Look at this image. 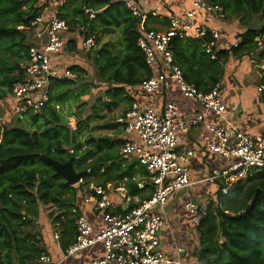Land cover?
I'll return each mask as SVG.
<instances>
[{
  "label": "trees",
  "instance_id": "1",
  "mask_svg": "<svg viewBox=\"0 0 264 264\" xmlns=\"http://www.w3.org/2000/svg\"><path fill=\"white\" fill-rule=\"evenodd\" d=\"M209 1L221 6L227 16L238 17L248 27L240 36L239 46L218 50L215 59L206 52V45L212 40L210 30L203 36L172 38L169 48L174 63L182 70L184 79L204 93L221 84L224 65L231 53L258 51L260 60H264V0ZM75 2L78 3L75 14L80 15L77 23L85 27L81 35L118 33L114 44L107 42L88 56L100 79L116 86L114 92L107 91L108 95L123 94L124 87L119 86L138 85L147 79L151 73L145 54L137 44V19L126 6L107 0ZM87 8L94 11L92 18V14L85 12ZM43 12L40 0H0V101L9 96L15 82L21 79L20 63L29 48L25 31L18 27L30 25ZM256 16L261 20L259 26L254 25ZM73 42L83 50L80 43L74 39ZM70 68L78 78L53 80L50 100L40 111L29 112L13 126L0 121V264H35L43 253L40 238L34 232V222L43 204H54L63 211L57 216L56 225L63 229L64 252L75 242L76 234L74 239L72 234L76 233V226L72 216L79 190L56 174L53 166L41 158L42 154L61 162L78 157L76 164H83L85 170L91 169L85 174L86 178L95 175L101 164L119 158L115 146L121 141L95 139L85 133L91 121L101 117V110L92 106V112L82 117L87 103L81 102V97L89 94L94 84L88 79L86 69L75 64ZM104 104L110 109V103ZM71 116L76 119V129L69 124ZM135 165L125 168L117 165L115 176L127 178L126 188L131 195L141 194V200L131 209L149 199L154 190L149 180L144 188L139 187L134 178ZM142 174L146 172L143 170ZM215 196L217 200L207 202L196 224L198 246L193 257L200 264H264V169L252 172L228 194L217 190Z\"/></svg>",
  "mask_w": 264,
  "mask_h": 264
},
{
  "label": "built area",
  "instance_id": "2",
  "mask_svg": "<svg viewBox=\"0 0 264 264\" xmlns=\"http://www.w3.org/2000/svg\"><path fill=\"white\" fill-rule=\"evenodd\" d=\"M62 6L67 0H58ZM122 2L137 19V44L145 54L146 64L151 75L140 83L142 91L156 96L163 91L167 81L176 82L185 97L196 99L203 107L200 113L181 115L175 102H166L158 109L144 106L138 101L132 103L125 115L117 118L124 127L125 141L121 149L124 155L132 156L143 166L154 187L149 199L142 201L126 213L113 210V202L101 186H92L84 191L80 188L82 200L92 210L103 214V224L98 229L82 213L75 215L76 238L64 252L65 257L73 256L96 244H102L103 256L93 264H186L187 251L176 245L173 252L164 251L163 228L173 232L164 212L160 211L175 193L188 189L196 183L191 176L190 162L196 150L181 145L180 134H187L193 126L203 125L213 136L207 149L226 158L228 163L214 168L203 180L218 186L225 195L240 181L246 180L252 172L264 169V136L241 130L225 117L226 104L222 96L221 84L210 92H200L188 83L182 70L174 63L169 43L174 37H188L191 32L203 36L206 29L199 26L195 17L199 11L206 15L225 18L226 13L219 5L209 0H192V8L184 16H174L169 20L165 31L146 28L147 13L139 5L140 0H107ZM94 16V11L86 9ZM25 31L31 42L26 57L20 63L21 79L15 82L8 98L13 101V109L23 118L29 112L40 111L50 100V85L53 80L77 79V73L68 64L58 60L67 45L68 22L58 16L57 11L44 20L38 17L28 26L18 27ZM212 40L206 45V52L216 58L220 44V32L210 30ZM83 50L98 47L96 36H83L80 40ZM239 42L235 43L238 46ZM264 86L259 89L263 91ZM221 117L223 122L215 124L206 120L207 113ZM198 181V182H199ZM84 183L82 178L77 187ZM217 200V198L215 199ZM185 210L194 214L198 222L205 207L198 201L186 200ZM59 238V234H55ZM37 264H56L51 254L43 252Z\"/></svg>",
  "mask_w": 264,
  "mask_h": 264
},
{
  "label": "crops",
  "instance_id": "3",
  "mask_svg": "<svg viewBox=\"0 0 264 264\" xmlns=\"http://www.w3.org/2000/svg\"><path fill=\"white\" fill-rule=\"evenodd\" d=\"M49 3H51V6H49ZM58 3V0H40V4L44 5L42 18L47 20L55 11H57L58 16H62L61 18L68 22L69 30L71 28L72 30L77 31V33L74 32L72 34L73 36H71L69 30L67 31V46L66 49L59 54L58 60H61L69 66L74 64L79 65L88 72V68L82 65V63H80L81 61L73 62L71 60L67 49L68 43L71 39L72 41L74 39L77 44L81 43L80 40L83 35H81L80 32L81 30L85 31V27H81L80 24L77 26L74 25L80 18V15L75 14V8L78 3L75 2V0H67L62 6H58ZM139 5L140 8L147 13L146 28L149 30L165 31L169 27V20L171 17H182L185 15L186 11L192 8V0H140ZM195 21L199 26L206 30L216 29L220 32L221 39L219 41L220 47L218 50H230L232 47H237L235 46V43L239 42L240 44V36L248 27L243 22H240L239 18L236 16L226 15L225 18H219L216 15H206L202 11L198 12ZM116 32H107L105 35H99L102 43L105 44L108 42L110 45L114 44L116 40H118V33ZM93 35L96 36L95 34ZM189 36L197 35L194 32H191ZM96 39L98 43L97 48H99L101 45L97 36ZM224 68L225 74L221 82V88L223 100L226 104L225 117L235 123L243 131L264 135V90L259 91L264 85H261L260 87L258 86V84H262V69L264 68V65L260 61L258 51L246 54L231 53ZM94 78V81L90 80L94 84L91 92L85 96H92V92H95L98 89L104 90L103 94L90 106V110L92 106L99 107L101 110V117L94 118L90 123V128L85 131V133L92 135L95 139L108 138L112 141H121L120 144L117 143L115 146V149L119 153V158L101 164L100 169L95 172V175L86 178L85 174L89 173L91 169L85 170L83 164L78 165L75 163V160H77L78 157H73L75 158V170L78 172H85L83 176L84 183L81 184L79 188L77 185L74 186L78 190L81 188L83 191L92 186L103 187L107 196L113 202L112 209L120 213H126L131 209V206L141 200V194L135 196L131 195L126 188L125 182L127 178L117 179L115 177L117 175V165L125 168L130 164L136 163L134 167V169H136L134 178L137 180L140 188H144L146 182L149 180L147 172L145 168L138 163L137 159L121 153L125 141V134L123 125L117 122V119L114 124L105 123L97 128L94 127V123H96L97 119H106L107 115L116 114L117 118L125 115L126 112L131 109L132 103L135 101H138L144 106H154L158 109L162 108L166 102H175L179 106V113L186 116L200 113L204 109L196 99L185 97L178 84L173 81H167L164 85L163 91L159 92L156 96L150 97L142 91L140 84L133 86H119L124 87V93L114 95L113 90L116 88L115 85L102 81L98 75V71L97 73L95 72ZM109 90L113 91L110 96L107 92ZM85 96L81 97V102H84L83 97ZM6 100L11 101L6 97L0 102L1 105H3L4 102L6 103ZM84 103H88V101H85ZM104 103H110V109L105 107ZM73 108H76V106H73ZM86 116L84 114L82 115L83 118ZM219 118L221 117H216L211 112L206 114V120L209 122H215ZM69 124L73 129H76V119L74 116L69 117ZM101 128L109 130L110 133L97 134L96 130ZM212 136L213 133L203 125L193 126L187 134H180L181 145H187L196 150L195 155L190 162L191 176L196 183L188 188L190 194L188 197L191 200L198 201L204 207H206V204L210 199H216L215 194L218 190V186L216 188L212 183L210 184L209 182L199 180H203V178H205L214 168L223 167L228 163L226 158L210 152L207 149V143L211 140ZM113 165H115V167ZM143 170L146 172L145 175L142 174ZM145 193H147V191H145ZM186 195L187 194H183L182 191V193L172 196L167 205L159 210L164 212L167 216L172 230L178 235L177 238L179 236L184 237L186 235H193L194 244L193 242L190 243L188 249L182 244V241L184 242L186 239L183 238L181 242L178 239L179 243H181L180 245L191 255L194 252V249L198 246V235L196 231L197 222L189 220V218L183 214V201H180V203L176 201L177 199L182 200L187 198ZM74 212L75 215L78 212L86 215L95 230L103 224V214L92 210L88 204H85L84 200H82L81 193H79L78 200H76V209H74ZM62 213L63 211L54 204H43L40 207V214L34 222V232L40 238L43 252L51 254L56 264H93L95 259L103 256L104 248L102 244H96L95 246L80 251L73 256L65 257L63 249L65 238L62 236L61 232L63 229L62 226L58 227L56 225L58 221L57 216H61ZM75 215L72 217L75 218ZM56 233L59 234V238L55 237ZM75 234V232L72 234L73 239L75 238ZM186 259L191 264H195L193 256L190 257V259L189 257H186ZM16 264L18 263L16 262ZM35 264H37V260L35 261Z\"/></svg>",
  "mask_w": 264,
  "mask_h": 264
},
{
  "label": "rangeland",
  "instance_id": "4",
  "mask_svg": "<svg viewBox=\"0 0 264 264\" xmlns=\"http://www.w3.org/2000/svg\"><path fill=\"white\" fill-rule=\"evenodd\" d=\"M50 2H52V1H50ZM50 4L51 3H49V6H51ZM254 22H255L254 23L255 26H259L260 23H261V20H260V18L258 16H256V17H254ZM78 24L79 23H76L74 25L77 26ZM69 31H70L71 36H73L72 34L74 32L77 33L76 30H72L71 28H70ZM98 39H99L100 45L102 46L103 43H102V41H101V39H100L99 36H98ZM71 40L69 41L68 47H67V49H68V55H70L71 60L73 62H80L81 61L80 63H82V65L86 66L88 68V70H89L88 71V74H89L88 75V79L94 81L95 80L94 75H95V72L97 73V71H96V69H94V68H96L94 66V63L92 61H89L88 60V56H89V54H92L93 55L94 52H95V50H80L78 46L76 47L74 45V42L73 41L71 42ZM30 42H31V38L28 37V43H30ZM260 61L264 65V60L263 61L260 60ZM91 64H93V65H91ZM91 78H93V79H91ZM261 85H264V84H258L259 87ZM103 92H104L103 89L102 90H99L98 89L97 91L92 92V96H89L88 95V96L83 97V101L84 102L85 101H88V103H87L88 106L86 107L87 109L85 110V113H84L85 116L91 113L90 106L95 103L96 99L99 96H101L103 94ZM0 106H1V119H0L1 123L4 124V125H7V126L16 125L17 122H18V119H20V117H18V115H16L15 112H14V109H13V101L12 100L11 101L6 100V103L4 102L3 105H1V103H0ZM116 119H117V115L116 114H111L109 116L107 115L106 119H104V120L97 119L96 123H94V127L97 128L98 126H101V124H105V123H113L114 124L116 122ZM222 122H223V119L222 118H219L217 121H215L213 123L220 124ZM96 133L97 134H109L110 131L109 130H106L105 128H101V129H97L96 130ZM213 185L217 188V185L216 184H213ZM182 191H183V194H187L186 195L187 198H184L182 200L177 199L176 201L178 203H180V201L181 202L183 201V204H184V202L186 200H189L188 195H190V194H189L188 189H185V190H182ZM182 191H179V192L175 193L174 195H178L179 193H182ZM183 207H184V205H183ZM167 208H168V206H167ZM182 210H183V214L186 215L189 218V220H191V221L194 220L195 221L194 214L193 213L185 210V208H182ZM161 233H162V236H164L161 248L164 251H166V252H173V250L175 249L176 245H180L181 244V243H179V241L181 242L183 238H185L186 240L184 242L182 241V244H184L187 247V249H188V247H190L189 246L190 243H192L193 240H194L193 235L192 236L191 235H189V236L186 235L184 237L179 236L177 238V236H178L177 233H174V231L171 233L169 230H167L165 228H163V230H162ZM178 239H179V241H178ZM193 244H194V242H193ZM192 256H193V253L191 255L189 253H187V255H186V257H189V259ZM183 260H184V262L186 264H191L185 257L183 258ZM194 260H195V264H200L197 259L194 258Z\"/></svg>",
  "mask_w": 264,
  "mask_h": 264
},
{
  "label": "water",
  "instance_id": "5",
  "mask_svg": "<svg viewBox=\"0 0 264 264\" xmlns=\"http://www.w3.org/2000/svg\"><path fill=\"white\" fill-rule=\"evenodd\" d=\"M108 137V136H106ZM41 158L49 165L53 166L56 174L63 176L66 179V182L74 186L83 178L85 172H78L74 168V159L71 157L66 162L58 161L52 157H49L45 154L41 155Z\"/></svg>",
  "mask_w": 264,
  "mask_h": 264
}]
</instances>
